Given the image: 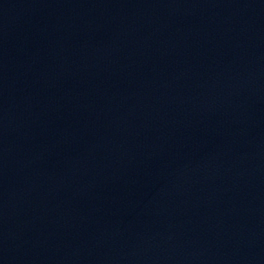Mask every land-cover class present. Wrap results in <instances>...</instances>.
I'll list each match as a JSON object with an SVG mask.
<instances>
[{"label":"water","instance_id":"water-1","mask_svg":"<svg viewBox=\"0 0 264 264\" xmlns=\"http://www.w3.org/2000/svg\"><path fill=\"white\" fill-rule=\"evenodd\" d=\"M0 264H264V0H0Z\"/></svg>","mask_w":264,"mask_h":264}]
</instances>
